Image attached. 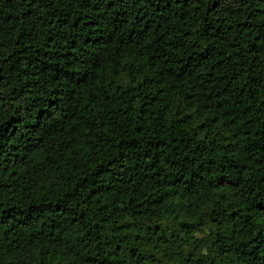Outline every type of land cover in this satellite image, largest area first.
<instances>
[{
	"label": "trees",
	"instance_id": "obj_1",
	"mask_svg": "<svg viewBox=\"0 0 264 264\" xmlns=\"http://www.w3.org/2000/svg\"><path fill=\"white\" fill-rule=\"evenodd\" d=\"M0 264H264V0H0Z\"/></svg>",
	"mask_w": 264,
	"mask_h": 264
}]
</instances>
